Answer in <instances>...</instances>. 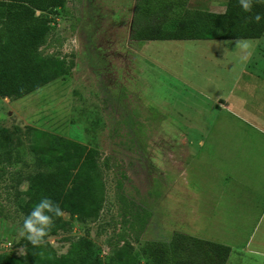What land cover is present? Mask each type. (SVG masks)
Listing matches in <instances>:
<instances>
[{"label":"rangeland","instance_id":"374dc122","mask_svg":"<svg viewBox=\"0 0 264 264\" xmlns=\"http://www.w3.org/2000/svg\"><path fill=\"white\" fill-rule=\"evenodd\" d=\"M135 1L64 0L43 12L41 54L71 66L24 96H0V131L19 140L0 153V254L33 262L25 203L38 170L25 131L35 128L95 150L104 184L95 218L80 222L63 204L43 237L33 233L55 257L89 239L116 264L120 239L133 253L178 232L229 246L225 264H264V39L135 41ZM185 1L219 14L226 2Z\"/></svg>","mask_w":264,"mask_h":264},{"label":"trees","instance_id":"16d2710c","mask_svg":"<svg viewBox=\"0 0 264 264\" xmlns=\"http://www.w3.org/2000/svg\"><path fill=\"white\" fill-rule=\"evenodd\" d=\"M64 0H0V96H24L56 77L68 73L71 64L52 54L43 56L39 48L50 30V18L43 12L60 8ZM185 0H136L133 8L130 39L194 40L255 39L264 31V0H251V11L241 0H226L220 14L201 8L185 7ZM174 7L181 8L171 18ZM38 11L35 15L34 12ZM260 16L259 22L254 18ZM25 133L32 137L29 151L37 172L26 187L25 206L39 216H58L55 209L63 204L82 220L98 214L104 196V184L96 162V152L84 145L35 128ZM0 131V153L19 145V140ZM45 143L48 144L45 145ZM38 206H41L38 208ZM113 254L116 264H225L229 247L195 236L174 232L167 242L144 241L136 252L129 242ZM32 264H105L89 239H83L69 252L55 257L40 244L27 248ZM0 264H26L18 258L0 254Z\"/></svg>","mask_w":264,"mask_h":264},{"label":"clouds","instance_id":"9594fccd","mask_svg":"<svg viewBox=\"0 0 264 264\" xmlns=\"http://www.w3.org/2000/svg\"><path fill=\"white\" fill-rule=\"evenodd\" d=\"M243 9L245 11H251V0H241ZM257 22L260 20V16L256 15L254 18ZM45 207L49 208V211H56L58 214V206L54 209L51 205L50 202L42 204ZM41 206H38V208ZM33 217L37 218L39 217V220L42 221L46 226L44 228H37L35 226ZM52 225V221L49 217L46 216H39V213L37 210H34L33 213L29 215L28 218L25 219L24 222V229L27 231L28 236L27 238L35 245L40 243V240L36 239L33 235V233H36L38 236L43 237L46 234V230L50 228Z\"/></svg>","mask_w":264,"mask_h":264},{"label":"crops","instance_id":"0c3cea01","mask_svg":"<svg viewBox=\"0 0 264 264\" xmlns=\"http://www.w3.org/2000/svg\"><path fill=\"white\" fill-rule=\"evenodd\" d=\"M223 9H224V7L221 9L220 12H222ZM208 12L219 14V12H216V11H208ZM262 38L264 39V31H263L262 35H261L258 39H261V40H262ZM227 108H228V105L222 104V105H221V108H220L218 111L221 112V110H226ZM197 143H198V144H201V140H197ZM209 241H210V240H209ZM217 243H218V242H217ZM220 244H221V243H220ZM226 246H227V245H226ZM228 247H229V246H228ZM229 251H230V247H229Z\"/></svg>","mask_w":264,"mask_h":264}]
</instances>
